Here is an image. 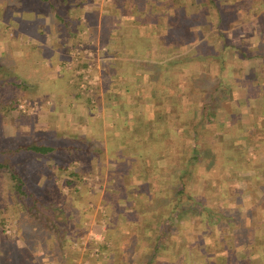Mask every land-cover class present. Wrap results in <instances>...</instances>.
<instances>
[{
  "label": "crops",
  "instance_id": "obj_1",
  "mask_svg": "<svg viewBox=\"0 0 264 264\" xmlns=\"http://www.w3.org/2000/svg\"><path fill=\"white\" fill-rule=\"evenodd\" d=\"M240 1L218 0L217 13L214 7L204 5L208 0H17V18L11 24L17 30V46L27 43L17 35L19 32L31 36L28 46L47 47L52 56H61L64 48L80 40L89 46L108 48L96 64L97 90L88 92V98L68 99L78 91L62 96L54 91L52 95L61 100L59 110L76 104L84 120L80 126L88 128L92 143L106 146L107 142L125 139L139 144L158 142L165 128H175L178 136L177 127L188 126L203 127L204 138L219 144L215 147L234 142L231 159L223 152L214 154L203 168H197V178L188 190L204 193L205 201L222 206L224 214L239 226L240 234L251 238L252 246L246 250L257 258L264 255V246L260 247L261 237L249 224L258 218L254 202L264 200V57L257 55L264 51V0H250L246 9L238 5ZM198 19L202 20L199 27L203 31L196 40L193 23ZM207 30L220 39L206 40ZM50 34L61 41L53 42L52 38L49 44ZM56 45L59 48L54 52ZM126 126L129 131L121 133ZM251 128L255 129L253 133ZM99 148L91 152L104 150L108 155L107 147ZM95 154L92 159L98 157ZM168 154L173 156L170 151ZM163 155L162 149L159 152L154 148L140 155L146 168L137 171L128 164L112 171L115 176L122 175L123 189L128 192L131 188L126 198L135 202H117L123 218L119 226L88 218L87 225L90 223L93 229L81 234L91 244L95 240L104 255H97L91 264H230L229 251L223 246L212 247L211 235L202 232L197 244L206 247H196L193 242L180 248L177 240L188 234L192 237V233L173 231L154 244L157 235L151 224L162 216L161 207L169 204L167 194L156 198V191L170 190L168 180L162 179L167 168L160 172L152 162L160 160L162 165ZM80 173L75 170L73 175ZM154 177L159 178L157 182ZM136 184L140 187H132ZM228 207L235 208L232 215L227 214ZM146 216L152 218L146 221ZM228 233L224 231L222 237L227 240L226 248L233 249L231 236L225 235ZM59 247L64 257L58 260L63 261L66 250L61 244ZM234 250L239 254L244 251L241 246ZM201 253L206 256L201 257ZM217 254L225 256L216 259L213 255ZM47 258L42 257L40 264ZM29 261L19 264H38L34 258Z\"/></svg>",
  "mask_w": 264,
  "mask_h": 264
},
{
  "label": "rangeland",
  "instance_id": "obj_2",
  "mask_svg": "<svg viewBox=\"0 0 264 264\" xmlns=\"http://www.w3.org/2000/svg\"><path fill=\"white\" fill-rule=\"evenodd\" d=\"M221 1L229 2V0ZM241 4L246 9V6H250V0H241L238 5ZM18 8L17 0H0V99L1 97L5 99L15 96L18 110L27 115L17 113L14 110L0 117V145L4 143L13 148L18 143L35 141L55 146V148L42 157L30 154L22 149H14L11 155V162L15 169L29 171L27 168H32L26 180L27 187L34 192L33 197L35 198L32 202L27 198L14 194L13 180L9 177V172L7 169L0 167V217L4 219L3 231L0 227V264H5L4 261L6 264H9V262L10 264L30 263L29 260L33 261V254L47 255L49 256L47 259H51V257L54 260L63 259L64 255L60 254V244L66 250V252L64 251L65 258L63 261L71 264H91L97 255L102 258L104 255L102 249L99 248V251L94 253L93 248L98 247L93 242L95 240L91 244L85 239L86 235H83L93 229L92 226L90 227V223L87 225V220L88 218L91 220L97 219L98 221L108 222L110 225L115 223L120 225V222H123V218L120 216L121 209L117 202H126V200L127 202H135V199L126 198L131 188L126 192L125 187H123L125 182L122 181V175L115 176L112 171L127 167L128 164H131L133 168L136 167L137 171L140 167H145L136 148H131L136 147V144L139 143L111 141L110 143L107 142L106 146L97 142L92 143L93 140L87 137L89 136L87 134L88 128L84 123V126H80V123L84 120L77 113L76 104L69 105L68 109L59 110L58 103L61 100L52 97L54 91L61 93V96L69 93L73 95L74 92L78 91L77 96H71L68 99L82 101V98L87 97L88 92L96 91L97 86L95 84L98 80L96 64L98 65L100 58L106 55L109 51L108 48L105 46L104 49H101L102 46L96 48L80 40L72 46L64 48L61 51V56H52L47 47L34 46L33 43L28 46V43L31 42V36L19 32L17 35L27 43L23 42L20 43V46H17L14 40L17 30L11 22L16 20L17 16L14 12ZM248 26L249 24L246 23L247 28ZM28 34L30 33L28 32ZM52 38L50 34L49 39H47L48 42ZM217 38H219L218 35L208 34V30L206 31L205 39L209 42ZM99 39L101 42L104 41V39ZM53 40H55L53 42L61 41L59 36L53 38ZM240 41L242 42L243 39L241 38ZM49 44H52V42ZM79 44L91 49L92 54L73 55L74 48ZM54 48L53 51L56 52L59 45ZM247 48L251 49L249 45L246 46ZM88 66L89 71H86L85 68ZM100 69L102 70L101 67ZM85 74H87V77H84ZM64 76L67 78L66 81H64ZM88 78H91L92 82H87ZM13 81L17 83L14 84ZM80 83H83L84 86L81 87ZM20 103L23 104L22 107L19 106ZM52 105H55V107H52ZM260 117L263 119L262 116ZM86 118V120L91 121L90 116ZM121 130L119 131L125 134L123 130H128V127H122ZM201 130L198 129L195 133L196 137L203 136ZM243 131L246 132L247 128ZM254 131L255 129H252V133ZM262 134H259V136ZM225 143L228 144V142ZM212 145L218 146L219 144L215 142ZM261 145L259 144V147ZM73 146H76L77 149ZM99 146L107 147V156L104 150L99 151L98 154L91 152L100 150V148L98 149ZM156 149H159V152L161 151L159 146H156ZM152 150L147 149L145 152L151 153ZM249 150L252 149L249 148ZM169 151L173 153V156L168 154ZM162 152L164 154L162 165L160 160L155 162L152 159V162L160 168V172L167 168L165 173H168L170 166L168 167L167 162L177 158L179 148L177 145H173L171 141L162 147ZM93 154L98 155V157L92 159ZM174 154H176V157H174ZM30 162H32L31 165ZM23 163H26L29 167L23 168ZM205 163L193 162V174L189 184L186 185L187 191L194 179L197 178V168H203ZM46 164L49 168L50 179L45 177ZM38 167L43 168V170L38 169ZM70 170H78L81 173L78 176L70 175L68 173ZM100 170L102 172L105 170V174ZM164 174L163 180L172 177ZM157 177L160 178L159 174H157ZM157 177H154L156 182L159 179ZM66 180L68 182H65ZM166 184H168L167 181ZM134 186H137V184L132 187ZM156 194V198L161 197L164 194H170V190L166 192L158 190ZM190 194H196L200 198H204V193L201 194L199 191L190 192ZM168 203L171 204L169 201ZM254 203L256 206L258 205L255 208L258 212V218L249 225L250 229L258 232L261 237L260 243H262L264 241V200L261 202L258 200ZM206 204L207 207L216 206L208 201H206ZM168 205L161 207L163 214L168 210ZM234 209L228 207L227 214L232 215ZM173 215L171 214L172 217ZM215 217L220 216L202 213V216L196 217V219L193 215L190 216L185 212L183 220L189 225L171 231L181 232L182 234H184L183 232H190L192 237L188 234L186 240L192 244L193 242L197 244L200 241L201 228L205 222V220L198 221V219L206 218L211 225V221L215 222L213 220ZM148 218L152 217L146 216L144 219L147 221ZM160 218V215H158V219ZM195 219L200 224L194 225L192 221H196ZM108 223L106 224L108 225ZM231 224L234 226L236 223L234 221ZM34 225L36 229L33 228ZM154 226L155 224H151L152 228ZM81 231L84 233L81 234ZM35 235H38L37 239L33 238ZM225 235H230V233ZM207 241L208 238L205 242L207 243ZM177 242L180 241L177 240ZM8 255L11 257L9 258ZM262 261V264H264V259Z\"/></svg>",
  "mask_w": 264,
  "mask_h": 264
},
{
  "label": "trees",
  "instance_id": "obj_3",
  "mask_svg": "<svg viewBox=\"0 0 264 264\" xmlns=\"http://www.w3.org/2000/svg\"><path fill=\"white\" fill-rule=\"evenodd\" d=\"M206 7H214L216 12L218 13V0H208V3L204 4ZM205 8V7H204ZM198 22H194L193 24L195 25V39H199L202 33V29L199 27V23L202 22V20H197ZM200 30H199V29ZM182 32V31H181ZM192 33V32H191ZM181 34V33H180ZM182 36H180L179 39ZM190 37V34H189ZM257 55H261L264 57V51L257 53ZM14 84H16V81H13ZM16 110L17 113L27 115L25 113H22L21 111L18 110L17 108V98L15 96L8 97L5 99H0V117L2 115H5L6 113H11V111ZM179 129V134L176 136L175 133V128H165L164 132H162L163 137L161 141L158 142H149V140L143 144H136V147L133 146L131 148L137 150L138 155H141L145 152V150L149 149H154L156 146H159L161 149L162 147L166 146L168 143L172 141L173 145H177L179 148V153L177 158L175 160L171 159L170 162H167L168 167L170 166L171 163L174 165V169H170L168 172L169 176H172L171 178L168 177V184H170V194H168V201L171 202L169 204L170 206L168 207V210L163 214L159 220L155 222V226L153 228V231L157 235V239H154V244H156L158 241L160 242L161 238L165 235L166 232H170L171 230L174 229H182V227L189 225L186 223V221L183 220V214L185 212L188 213V215H193L194 218L202 216V213L205 214H217L220 217H215L213 219L215 222L211 221V225L209 222H207L206 218L205 219H198V221H203V226L201 228V232L204 234L211 235L212 237L210 240L213 241L211 243L212 247H220L223 246L229 254H228V261L230 264H262V259L264 255H259L257 258L253 257L246 248L248 245L252 246L249 244L251 241L250 237L247 236H242L240 234V228L238 225L231 224L234 222L232 218L228 217V215L224 214L222 206L216 205L215 207H207L206 201L203 198H200V196L196 194H190L189 190L187 191V183L189 184V180L193 174V162L198 161L205 163L208 161V159H212L211 157L214 156V154H217L218 152H223L224 155L228 159L230 158V152L232 151V148L234 147V142H228V145L225 146V142L221 143L220 147H215L212 145L211 141L208 140V138H204L203 136H199L200 138L196 137L195 133L198 131V129H202L201 133L203 132V127H193V126H188V127H177ZM129 130H126L123 132L126 134ZM138 136V134H137ZM134 136L133 138H135ZM217 137V136H216ZM189 140L188 142L186 140ZM136 140V139H135ZM124 141V140H123ZM117 142V141H116ZM125 143L127 140L125 139ZM134 142V141H133ZM132 142V143H133ZM165 143L164 145H162ZM231 145V146H229ZM55 148V146L44 144V143H39L35 141H30L28 143H18L14 145L13 148H10L9 146L5 145L4 143H1L0 145V167H3L7 169L9 172V177L12 178L13 180V188H14V194H18L22 196V198H27L31 202L35 198L33 197V190L27 187L26 180L28 173L31 172L32 168L27 166L26 163L22 164V167H29L28 170H18L13 167V163L11 162V155L14 152V149H22L28 151L30 154H35L36 156L42 157L43 155L48 154L50 151H52ZM73 148L77 149L76 146H73ZM119 150H121L119 148ZM150 152V151H148ZM147 153V152H145ZM228 155V156H227ZM166 162V161H165ZM32 162H30L31 165ZM25 164V165H24ZM62 166V165H60ZM45 177L47 179H50V172L47 164L45 165ZM38 169H42L38 167ZM27 172V173H26ZM70 175H73L75 173L74 170H70L68 172ZM171 179V180H169ZM65 182H68L66 180ZM70 182V181H69ZM125 194V193H124ZM199 197V198H198ZM205 202V203H204ZM175 209V212H174ZM142 210L145 211L143 208ZM174 215H173V212ZM137 214V213H136ZM171 214L173 217L171 218ZM197 219V218H196ZM195 219V220H196ZM174 221V222H173ZM192 221L194 222V225L200 224V222ZM3 222L4 219L3 217H0V227L3 231ZM36 226L34 225L33 228ZM36 229V228H35ZM230 229V230H227ZM224 231H228L231 236V243H232V248H226L227 247V240H225L222 237V233ZM55 234V233H54ZM159 236V237H158ZM34 239L38 238V235L33 237ZM164 240V239H163ZM168 240V239H167ZM180 242H178V245H180V248H184L192 245L190 241H187L185 237H180L178 239ZM169 241V240H168ZM191 243V244H190ZM201 243V242H200ZM195 244V243H194ZM260 247L264 246V242L260 243ZM198 245H202L206 247L204 244H195L196 247ZM241 246L243 248L242 254H239L234 250L235 247ZM232 253V254H231ZM201 257L206 256V254L201 253ZM225 255H213L216 259L223 258ZM236 256V258H235ZM10 258L11 256L8 255ZM42 257H49L47 255H36L33 257L35 260H37V263L40 264V259L42 260ZM9 260V259H8ZM6 264V262L4 261ZM10 264V262H9Z\"/></svg>",
  "mask_w": 264,
  "mask_h": 264
},
{
  "label": "built area",
  "instance_id": "obj_4",
  "mask_svg": "<svg viewBox=\"0 0 264 264\" xmlns=\"http://www.w3.org/2000/svg\"><path fill=\"white\" fill-rule=\"evenodd\" d=\"M101 49H104V46L101 47ZM74 53L73 55H91L92 54V50L89 49V48H86V47H83L81 44H79L77 47L74 48L73 52ZM86 71H89V66L87 68H85ZM84 77H87V74L84 75ZM87 82H92L91 78L87 79ZM80 86L83 87L84 84L83 83H80ZM20 107L23 106L22 103L19 104ZM95 236H97L95 234ZM98 251V247H94L93 248V252L96 253ZM45 264H71L69 262H66V261H58V260H54V259H48Z\"/></svg>",
  "mask_w": 264,
  "mask_h": 264
}]
</instances>
